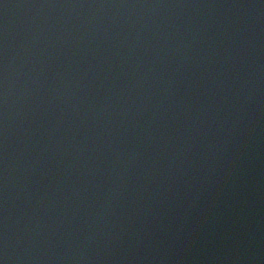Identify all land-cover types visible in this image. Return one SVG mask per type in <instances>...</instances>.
<instances>
[{"label":"water","instance_id":"1","mask_svg":"<svg viewBox=\"0 0 264 264\" xmlns=\"http://www.w3.org/2000/svg\"><path fill=\"white\" fill-rule=\"evenodd\" d=\"M0 264H264V0H0Z\"/></svg>","mask_w":264,"mask_h":264}]
</instances>
